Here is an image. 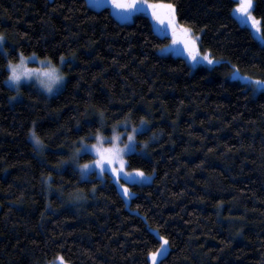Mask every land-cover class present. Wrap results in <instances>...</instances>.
Wrapping results in <instances>:
<instances>
[{"label":"trees","instance_id":"16d2710c","mask_svg":"<svg viewBox=\"0 0 264 264\" xmlns=\"http://www.w3.org/2000/svg\"><path fill=\"white\" fill-rule=\"evenodd\" d=\"M151 1L174 5L219 63L191 70L159 53L168 37L142 13L122 22L85 0H0V264H151L159 236L158 264H264V93L229 78L235 68L264 79V43L234 18L235 0ZM252 12L264 35V0ZM19 53L66 57L63 88L9 87ZM141 118L146 145L127 168L152 178L127 183L128 204L108 174L61 167L81 137Z\"/></svg>","mask_w":264,"mask_h":264},{"label":"snow or ice","instance_id":"6c2138e0","mask_svg":"<svg viewBox=\"0 0 264 264\" xmlns=\"http://www.w3.org/2000/svg\"><path fill=\"white\" fill-rule=\"evenodd\" d=\"M112 6L116 9L121 10H133L137 7V4H144L146 0H110ZM101 0H95V7H99ZM148 7L152 10V17L157 21L161 26L166 24L167 28L172 30V35L174 37L173 43L176 42L177 38V29H179L180 36L179 39L183 41L184 47L188 52V57L193 62L204 61L209 65L216 63L215 58L209 53L204 52L201 54L198 50L197 40L199 36H193V30L190 27H185L183 25H178L176 23V14L174 10V5L172 4H161L154 3L149 4ZM252 0H240V3H237L233 11L239 14L238 19L243 22L246 26H250L255 29L257 33L261 32L259 27V21L252 16ZM251 21V24L248 25V22ZM259 39L264 40V35H260ZM3 43V36L0 35V44ZM35 57V53L32 54L31 58ZM30 59L25 57L23 53H19V62L13 64L11 60L8 61L5 66V70L8 71L7 81L14 85L16 88H19L22 77H27L28 73L18 72V68L24 65L25 61ZM63 56L60 57V63H63ZM41 63H46L48 65L47 70L43 72V78L38 77L40 86L43 91L46 93H52L56 88L63 82L64 75L60 71L59 67L55 65L50 58H45ZM233 79H243L246 81L245 87H250L253 92L264 91V79L253 78L250 76L239 77L237 72L232 73ZM142 122H143V118ZM123 123L127 125V121L117 122V124ZM139 129L138 125H134L130 132H119L117 131L116 126H113V134L111 136H103L98 130L93 137L97 143L89 147L85 143V138H80V148L76 149L75 157H79L80 152L94 150L96 159L89 161L87 163L79 165L81 175L87 177L91 174L89 171L93 167L99 170V173L102 175L105 171H110L113 177L119 182L120 178L127 177L130 180L135 178L143 179L145 177V172L139 168L132 169L131 172L126 171L127 161L125 160V155L128 152H135L136 150V141L135 134ZM30 137L34 144V150H41L43 148L44 142L39 137L35 129L29 130ZM126 135L127 139L124 140L123 137ZM107 144V147L104 145ZM122 194L124 197H130L132 195L131 190L127 184L121 185ZM159 247L154 251H149L147 253V258L150 260L151 264H158V257L164 255L167 252L168 248V239L164 236H159ZM60 261V264H68L62 256L56 258ZM53 264V262H49Z\"/></svg>","mask_w":264,"mask_h":264},{"label":"rangeland","instance_id":"374dc122","mask_svg":"<svg viewBox=\"0 0 264 264\" xmlns=\"http://www.w3.org/2000/svg\"><path fill=\"white\" fill-rule=\"evenodd\" d=\"M87 5L89 7H91L92 9H95V10H98V9H101V8H104V7H107L110 12L112 13V15L119 21H122V22H130L133 20L134 16L138 13H142V14H145L146 16L149 17L150 21H151V24H152V28L153 30L155 31V33H157L158 35L160 36H167L168 37V42L167 44L161 46L159 49H158V52L161 53V54H171V55H175V56H180L182 58L185 59V61L187 62V64L189 65L190 69L191 70H194L196 69L197 67H206V68H212L213 66L217 65L219 63L220 60H216V63L212 64V65H209L207 64L206 62L204 61H199V62H193L189 59L188 57V52L187 50L185 49L184 47V44H183V41L181 39H179V36H180V32H179V29H177V38H176V42L173 43V40H174V37L172 35V30L170 28H167L166 27V24L164 26H161L157 21H155L152 17V10L148 7L149 4H154V3H161V4H170L168 2H163V1H151V0H146V3L144 4H137V7L133 10H121V9H116L114 6H112V4L110 3V0H101V4L99 7H95L94 4H95V0H85ZM237 3H240V0H235V4L233 5V8H232V14L234 16V18L243 26H246L243 22H241L239 19H238V16L239 14L235 13L233 11V9L235 8L236 4ZM253 10V0H252V9H251V12ZM252 16H254L253 12H252ZM257 19V21H259V27L261 29V26H260V20L255 17ZM176 23L178 25H180L178 23V21L176 20ZM251 24V21L248 22V25ZM249 28V30L251 31L252 35L260 42V43H264V40H261L259 39V36L260 35H263L262 32L260 33H257L255 31V29L251 28L250 26H246ZM193 34V33H192ZM193 36H196L193 34ZM4 42H5V39L3 37V43L0 44V50L4 51L5 52V47H4ZM197 46H198V40H197ZM198 50L201 54H203L204 52H202L198 46ZM25 57H29L30 59L26 60L24 65H22L21 67H19L17 70L18 72L20 73H28L29 75L25 78V77H22V80H21V83H20V86L19 88L22 86V85H28V84H31L32 86L36 87L37 89H39L40 91H42L45 95L47 96H53L55 94H57L64 86V83H65V75L62 71V66L66 60V57L63 56L64 58V61L63 63H60V59L58 61V63H54L55 65H57L60 69V71L63 73L64 75V80L63 82L56 88L55 91H53L52 93H46L43 91L42 87L40 86V83H39V79L38 77L40 78H43V72L45 70H47L48 68V65L46 63H41V61H44L45 58L44 57H38L37 55H35L34 58H31L32 57V54L30 55H24ZM19 62V59L16 61V62H13V64H17ZM236 71L237 72V75L239 77H243V76H249L247 74H243L241 73L239 70L233 68V70L231 71L230 75H229V78L233 79L232 77V73ZM9 74V73H8ZM8 76V75H7ZM251 77V76H250ZM254 78V77H253ZM234 80H237L241 83H243L244 85L246 84V81L243 80V79H234ZM5 83L15 89L16 91H18L19 88H16L14 85H12L10 82L7 81V79L5 80ZM250 88V87H248ZM251 89V88H250ZM252 91V90H251ZM259 92H262L264 93V91H257V92H253V94H257ZM19 98V94L18 92L15 93V95H13V97L11 98V101H16L17 99ZM123 121H127V125H124L123 123H120V124H113L111 125L109 128H108V132H105L104 129H100V133L107 137V136H111L113 134V126H116L117 128V131L119 132H130L132 127L134 125H138L139 126V129L137 131L140 132V131H143L145 129H147V123L145 121L142 122L139 121L137 122L136 124L132 123L130 120L128 119H124L120 122H123ZM137 133L135 134V141H136V150L135 151H142L144 148H145V145L146 143H143L142 144V147H138L137 146ZM95 134V133H94ZM29 137H30V134H29ZM93 137V135L91 136ZM31 139V137H30ZM124 140L127 139L126 135L123 137ZM32 141V139H31ZM85 143L89 145V147L93 144H96L97 141L92 138V140H86L85 139ZM80 139L77 140V142H75L67 151L68 153V156L66 159H64L63 161H61V167H64L66 164H69L70 166H72L73 168H75L80 177L81 178H89L90 175H95L99 178H103L105 176V174H108L110 179L115 183L118 191L120 192V194L123 196L122 194V189H121V185L123 184H127L129 182H136V183H146V182H149L152 178V175L151 174H146L145 177L143 179H140V178H135V179H132L130 180L129 178L127 177H121L119 182H117V180L113 177L112 173L110 171H105L102 175L99 173V170L98 169H95L94 167L92 169H90L89 171L91 172L90 175H88L87 177L85 176H82L81 175V171H80V168H79V165L81 164H84V163H87L89 161H93L95 160L97 157L95 155V151L94 150H89V151H81L80 154H79V157H75V153H76V149L80 148ZM105 147H107V144L104 145ZM44 148L41 149V151H44L46 149V146L43 145ZM131 153V152H128L126 155H125V160H126V156ZM86 154H89L90 156H92L90 159H86L84 158V156ZM127 161V160H126ZM126 171H129L131 172L132 169H128L127 168V164H126ZM124 200L126 202V204H128L129 202V198L130 197H124ZM60 256V255H57L55 256L53 259L45 262L44 264H49V262H53V264H60V261H58L56 258ZM69 264V263H68Z\"/></svg>","mask_w":264,"mask_h":264}]
</instances>
